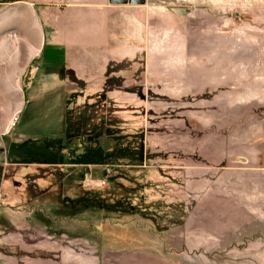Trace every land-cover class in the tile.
Returning <instances> with one entry per match:
<instances>
[{
	"label": "rangeland",
	"instance_id": "obj_1",
	"mask_svg": "<svg viewBox=\"0 0 264 264\" xmlns=\"http://www.w3.org/2000/svg\"><path fill=\"white\" fill-rule=\"evenodd\" d=\"M0 64V264H264V0H0Z\"/></svg>",
	"mask_w": 264,
	"mask_h": 264
},
{
	"label": "crops",
	"instance_id": "obj_2",
	"mask_svg": "<svg viewBox=\"0 0 264 264\" xmlns=\"http://www.w3.org/2000/svg\"><path fill=\"white\" fill-rule=\"evenodd\" d=\"M58 56H60V58H63L64 62H66L65 53H63V56L62 55H58ZM58 56L56 54H53V52H51V56H50V59H49V64H53V63L59 62ZM9 71H10V69H7V67H4V69H3V65L0 64L1 76H2V74H4L3 78L0 77V84L5 85L7 90L10 89V86H12L14 84V81H15L13 76L11 78V75H10ZM14 87H16V85Z\"/></svg>",
	"mask_w": 264,
	"mask_h": 264
},
{
	"label": "water",
	"instance_id": "obj_3",
	"mask_svg": "<svg viewBox=\"0 0 264 264\" xmlns=\"http://www.w3.org/2000/svg\"><path fill=\"white\" fill-rule=\"evenodd\" d=\"M146 0H108L111 5H142Z\"/></svg>",
	"mask_w": 264,
	"mask_h": 264
}]
</instances>
